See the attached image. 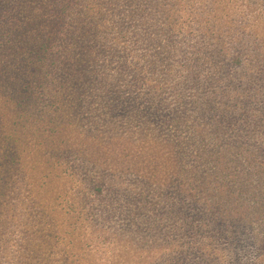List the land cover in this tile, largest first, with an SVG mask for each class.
I'll return each mask as SVG.
<instances>
[{"label": "trees", "instance_id": "obj_1", "mask_svg": "<svg viewBox=\"0 0 264 264\" xmlns=\"http://www.w3.org/2000/svg\"><path fill=\"white\" fill-rule=\"evenodd\" d=\"M167 4L0 0V264H25L9 248L13 187L70 158L127 226L139 230L133 214L151 226L150 211L175 214L192 241L168 264H232L225 248L264 244V135L250 126L264 128V95L232 85L250 83L261 56L180 38L161 18Z\"/></svg>", "mask_w": 264, "mask_h": 264}, {"label": "rangeland", "instance_id": "obj_2", "mask_svg": "<svg viewBox=\"0 0 264 264\" xmlns=\"http://www.w3.org/2000/svg\"><path fill=\"white\" fill-rule=\"evenodd\" d=\"M162 1L169 6L162 8L161 18L165 21L168 15H172L171 22L175 23L171 27L174 26V34H179L180 38H196L201 45L208 44V49L214 48L223 54L248 55L250 62L251 55L261 56L254 66L260 71L255 70L257 75L250 83L243 80L240 82L244 84H241L234 80L235 84H232L249 90L258 102L264 95V0ZM201 62L205 63L202 68L214 70L210 59ZM245 68L253 66L247 62ZM261 107L259 104L258 115L262 112ZM250 126L254 127L257 135H264L260 132L264 128L259 122ZM232 132L236 133V130ZM82 171L75 158L60 163L59 167L51 170L50 176H47L48 171L35 165L28 174L29 181L35 174V181H30L27 187L24 181L13 187L12 200L6 204L11 207L5 209V214L14 220L9 248L18 255L22 253V263L168 264L166 257L171 249H179L183 244L181 248L186 252L191 247L192 238L187 232L180 237L182 231L178 232V218L170 209L161 210V214L150 211L149 216L157 222L155 226L147 225L141 218L143 213L145 216L148 213L133 214V223L140 219L139 230L136 225L127 226L124 215L119 218L105 213L100 206L103 202L90 196V186L82 184ZM222 242L226 244L228 240L223 239ZM227 249L225 253L233 251L230 254L234 259L232 264H264V244L261 242L254 243L245 238ZM191 264H207V261H191Z\"/></svg>", "mask_w": 264, "mask_h": 264}]
</instances>
